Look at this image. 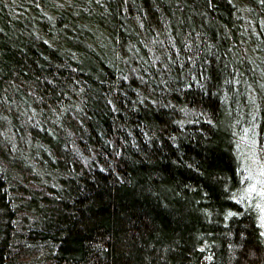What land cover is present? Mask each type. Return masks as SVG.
I'll list each match as a JSON object with an SVG mask.
<instances>
[{
	"label": "trees",
	"instance_id": "16d2710c",
	"mask_svg": "<svg viewBox=\"0 0 264 264\" xmlns=\"http://www.w3.org/2000/svg\"><path fill=\"white\" fill-rule=\"evenodd\" d=\"M247 136L264 0H0V264H264Z\"/></svg>",
	"mask_w": 264,
	"mask_h": 264
},
{
	"label": "rangeland",
	"instance_id": "374dc122",
	"mask_svg": "<svg viewBox=\"0 0 264 264\" xmlns=\"http://www.w3.org/2000/svg\"><path fill=\"white\" fill-rule=\"evenodd\" d=\"M248 136L245 138L246 152V169L250 174V187L252 191H256L258 199L263 203V218H264V159L259 156V152L252 146V141H248ZM255 140V139H254ZM255 142V141H254ZM264 146V144H263Z\"/></svg>",
	"mask_w": 264,
	"mask_h": 264
}]
</instances>
